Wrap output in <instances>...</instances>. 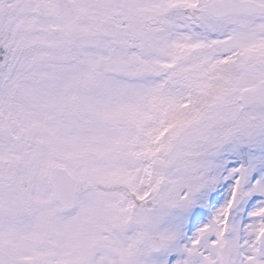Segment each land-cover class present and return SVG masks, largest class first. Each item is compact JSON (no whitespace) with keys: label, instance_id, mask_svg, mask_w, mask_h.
<instances>
[{"label":"snow or ice","instance_id":"snow-or-ice-1","mask_svg":"<svg viewBox=\"0 0 264 264\" xmlns=\"http://www.w3.org/2000/svg\"><path fill=\"white\" fill-rule=\"evenodd\" d=\"M0 264H264V0H0Z\"/></svg>","mask_w":264,"mask_h":264}]
</instances>
